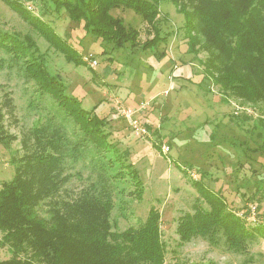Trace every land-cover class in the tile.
<instances>
[{
	"label": "trees",
	"instance_id": "16d2710c",
	"mask_svg": "<svg viewBox=\"0 0 264 264\" xmlns=\"http://www.w3.org/2000/svg\"><path fill=\"white\" fill-rule=\"evenodd\" d=\"M3 1L27 19L68 62L87 65L75 47L22 0ZM51 1L71 19L84 22L86 33L101 38L115 50L128 45L138 48L140 31L113 11L127 9L140 16L155 32L142 47L153 50L161 41H167L158 25L160 5L173 3L184 16L182 28L191 50L206 53L202 60L204 73L228 96L226 101L233 96L242 104L264 110V0ZM32 38L0 28V48L12 54L13 62L19 65L26 81L34 82L40 96L50 98L58 108L24 135V152L14 162L15 175L0 191L1 244L8 245L12 252L0 264H165L162 214L155 206L138 226L113 230L110 186L129 182L136 185L135 193L142 198L139 170L132 162L126 163L123 157L128 156L127 152L123 154L110 141L107 118L99 116L95 108L83 107L82 100L68 91L61 75L50 69ZM7 115H16V104L9 93L0 104V145L8 147L17 137L6 126ZM68 124H72L71 132ZM146 127L152 128L148 124ZM77 158L94 161L100 182L107 184L98 195L91 189H82L77 197L68 194L67 184L73 174L67 170L70 161ZM206 193L208 205L197 200L193 212L179 217V244L200 237L211 245H224L226 250L247 255L241 264H256L249 248L259 239L264 240L260 205L253 211V220L251 207L249 212L229 208L222 194ZM262 199L255 194L247 201L261 203Z\"/></svg>",
	"mask_w": 264,
	"mask_h": 264
},
{
	"label": "rangeland",
	"instance_id": "374dc122",
	"mask_svg": "<svg viewBox=\"0 0 264 264\" xmlns=\"http://www.w3.org/2000/svg\"><path fill=\"white\" fill-rule=\"evenodd\" d=\"M22 2L69 41L87 65L68 62L3 0L0 28L22 38L27 34L33 37L35 47L43 53L50 69L61 75L68 91L82 100L85 109L95 108L99 116L107 118L110 141L123 154L127 152L124 161L132 162L139 170L142 198L135 193L136 185L129 182L110 186L113 230L138 226L155 206L162 214L165 264H241L247 255L226 250L224 245H211L200 237L180 245L177 226L180 216L194 211L197 200L208 205L206 191L222 194L229 208L249 212L251 207L253 220L258 204L264 216V110L242 104L233 96L226 101L228 96L204 73L202 60L206 53H193L182 28L184 16L169 1L160 5L158 21L160 35L167 41H161L153 50L142 45L154 37V30L132 10L118 9L113 14L140 31V46L115 50L101 38L86 33L84 22L71 19L65 10H57L51 0ZM91 59L97 61L95 67ZM6 93L14 98L16 115H7L5 123L17 138L8 147L0 145V191L15 175L14 162L24 152V135L58 108L50 98L40 96L34 82L26 81L19 65L13 62L12 54L0 48V104ZM142 102H149L148 109L138 112ZM122 109L136 111L135 119L145 127L151 125L149 135L138 136L121 114ZM68 129L71 132L72 124ZM162 146H168L169 151L162 153ZM77 159L70 161L67 170L73 174L67 184L68 194L77 197L82 189H91L98 195L107 184L100 182L94 161ZM255 194L263 196L261 203L247 201ZM3 234L0 229V260L12 256L10 247L1 244ZM249 255L254 263L264 264L263 239L250 246Z\"/></svg>",
	"mask_w": 264,
	"mask_h": 264
},
{
	"label": "built area",
	"instance_id": "2783aa9c",
	"mask_svg": "<svg viewBox=\"0 0 264 264\" xmlns=\"http://www.w3.org/2000/svg\"><path fill=\"white\" fill-rule=\"evenodd\" d=\"M91 63L92 66L94 67L98 64L97 61L94 59H91ZM148 105L149 102H142L137 111L140 112L146 110ZM135 113L136 111L131 109H125L122 111V115L129 120L131 127L138 136H144V137L148 136L149 135L148 129L139 120L133 117ZM161 149L163 153H167L169 151L168 146H162Z\"/></svg>",
	"mask_w": 264,
	"mask_h": 264
}]
</instances>
